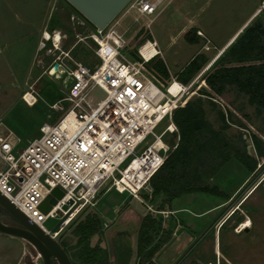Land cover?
<instances>
[{"label":"rangeland","instance_id":"374dc122","mask_svg":"<svg viewBox=\"0 0 264 264\" xmlns=\"http://www.w3.org/2000/svg\"><path fill=\"white\" fill-rule=\"evenodd\" d=\"M259 3L260 0H166L150 17V30H143L140 35L139 26L147 21L140 19L134 24L136 13L132 11L120 21L118 31L129 41L122 54L131 59L128 50L134 52L141 42L155 40L162 55L145 65L143 74L163 91L194 56L205 55L208 63L194 78L197 79L196 92L189 91L185 98L186 101L194 99L199 89H205L202 76L212 71L223 55L216 57L218 49ZM72 16L78 17L64 0H0V128L10 132L21 146L37 138L42 125L52 124L62 115L60 110L51 108V102L41 94L42 89H52L61 98L68 93L66 74L56 78L46 73L50 57L38 51L42 32L53 29L65 32L64 49H70L71 58L90 67L98 65L92 53L94 45L88 40L77 43L75 37L76 33L86 35L93 28L89 24L76 27L71 21ZM121 17L122 12L114 20ZM255 17L254 21H260L264 26V6ZM189 21L193 22L191 26L203 32V37L194 44L187 43L182 33ZM156 60L164 64L168 80H160L152 70ZM29 87L36 92L37 101L32 105L22 100ZM95 95L102 97L100 91ZM216 100L219 108L228 109L233 114L227 136L236 139L242 135L248 153L254 156L247 136L254 134L264 143L261 118L232 90ZM61 106L65 109L67 103L63 102ZM205 110L206 118L217 128L216 113L207 106ZM165 126L164 121L156 133L159 134ZM165 139L169 144L176 142L174 135ZM207 183L217 186L224 197L184 194L167 206L162 205L164 197H152L151 190H142L139 202L114 190L103 193L104 187L94 206H87L77 217L83 218L87 213L97 215L101 221V236L99 239L94 236L90 245L98 243L99 247L106 249L110 261L114 245L121 244L133 250L129 264H136L137 231L143 218L149 216L160 220L161 229L172 233L155 257L157 264H174L185 255L183 264H215L216 261L219 264H264V159L259 161L253 173L231 159ZM0 220L8 224L11 217L1 211ZM59 222L58 217L48 219L44 227L52 231ZM247 223L251 225L245 227ZM157 237L155 234L152 239ZM62 239L75 243L70 225L58 241ZM0 264L42 263L31 246L18 238L0 235Z\"/></svg>","mask_w":264,"mask_h":264},{"label":"built area","instance_id":"2783aa9c","mask_svg":"<svg viewBox=\"0 0 264 264\" xmlns=\"http://www.w3.org/2000/svg\"><path fill=\"white\" fill-rule=\"evenodd\" d=\"M165 1L130 0L122 17L102 30L75 12L78 17L72 16L71 21L76 27L89 24L93 28L75 37L77 43L88 40L94 45L92 53L98 61L94 67L71 58L70 49H64L65 32L53 29L41 34L38 51L50 57L46 73L49 77L66 74L68 93L51 105L62 112L61 117L42 125L40 135L26 145L0 128V195L57 242L84 208L94 206L104 187L103 193L114 190L141 202L140 192L151 190L150 179L175 149L176 144L171 146L165 139L178 133L172 114L189 91L196 92L197 79L187 85L172 79L161 90L143 74V67L160 56L156 42L145 40L135 49L136 58L128 59L122 51L129 41L118 31L121 19L132 11L134 24L147 21L138 33L150 30V17ZM197 36L203 37L200 32ZM97 91L102 97L95 95ZM35 95L29 87L22 100L32 105ZM164 121L166 126L157 134ZM55 189L63 196L52 205L49 200ZM45 201L46 212L41 209ZM57 217V227L47 230L44 223Z\"/></svg>","mask_w":264,"mask_h":264},{"label":"trees","instance_id":"16d2710c","mask_svg":"<svg viewBox=\"0 0 264 264\" xmlns=\"http://www.w3.org/2000/svg\"><path fill=\"white\" fill-rule=\"evenodd\" d=\"M140 34L141 31L138 35ZM197 39L194 29L184 34V40L189 44L198 42ZM131 54L136 58L134 52ZM207 63L208 59L204 55L194 56L177 74L176 80L183 85L189 84ZM153 69L160 80L169 79L161 60L154 62ZM201 79L205 89H199L196 98L185 101L173 112L172 121L178 133L174 135L176 142L170 145L176 144L175 149L149 182L151 196L164 197L162 205L169 206L174 199L184 194L199 193L223 198V193L217 186L208 185V180L231 159L249 173H253L259 161L264 159V143L256 135L247 136L254 156L248 153L242 135H238L236 139L227 136L226 130L232 124L233 114L228 109L219 108L216 100L232 90L238 97L245 99L248 106L254 108L264 124L263 24L260 21L252 22L226 49L217 61V66ZM41 92L51 104L61 99L60 94L52 89H42ZM205 106L216 113L219 123L217 128L206 118ZM238 124L242 127L241 123ZM155 223V219L145 216L139 224L136 256L141 260L145 256H152L170 237V232L161 236L154 250L144 253V248L152 244L149 233L161 229L160 223L158 227ZM70 226L72 235L76 238L75 243L71 244L66 239L59 240L58 243L69 256L71 264H108V251L99 247L98 243L90 245L94 236L98 239L101 236V221L97 215L87 213L83 218L76 217ZM117 252L120 255L118 261L127 264L130 249H118Z\"/></svg>","mask_w":264,"mask_h":264},{"label":"water","instance_id":"95a60500","mask_svg":"<svg viewBox=\"0 0 264 264\" xmlns=\"http://www.w3.org/2000/svg\"><path fill=\"white\" fill-rule=\"evenodd\" d=\"M77 14L83 17L92 27L104 29L126 6L130 0H64ZM56 70V66L52 67ZM246 136L244 135V138ZM50 204L62 198V193L55 189ZM0 208L16 223L15 226L3 223L0 220V233L20 238L29 244L39 255L42 264H71L69 256L60 244L43 233L41 229L29 222L27 218L15 209L0 195ZM41 209H49L46 201Z\"/></svg>","mask_w":264,"mask_h":264},{"label":"flooded vegetation","instance_id":"af4514ba","mask_svg":"<svg viewBox=\"0 0 264 264\" xmlns=\"http://www.w3.org/2000/svg\"><path fill=\"white\" fill-rule=\"evenodd\" d=\"M1 211H3V210L0 208V212H1ZM155 221H156V223H155V226H156V227H158L159 223H160V225H161V221H160V220L155 219ZM2 222H3V221H2ZM3 223H5V222H3ZM5 224H7V223H5ZM8 225H13V226H15L16 223H15V221L11 218L10 222L8 223ZM156 229H157V228H156ZM168 232H170V235L172 234L171 231L168 230V229H161V230H156V231H152V232H150L149 235H150V237H151L152 244H151V245H148V246H146V247L144 248V253L148 254L149 252H151V250H154V248L156 247L155 245L159 242L161 236L166 235ZM155 234H157L158 237H157L156 240H153V239H152V236H154ZM126 248H129V249H130L129 246H121V247H120L119 245H114V247H113V253H114V254H112V259H111V261L108 260V264H121V262H119L118 259H117V258L120 256V255L118 254L117 251H118V249H121V250H122V249H126ZM160 250H161V248L155 250L152 256H150V257L145 256V259H144V260H141L140 257H137V256H136V255H137V247L135 246V257H136V260H137V261H136V264H157V263L155 262V257L158 255V253L160 252ZM130 252H131V254H132L133 250L130 249ZM130 257H131V255H130ZM185 257H186V255L183 256L181 259H178L174 264H183ZM129 259H130V258H129ZM52 264H53V263H52ZM127 264H129V260H128Z\"/></svg>","mask_w":264,"mask_h":264},{"label":"crops","instance_id":"0c3cea01","mask_svg":"<svg viewBox=\"0 0 264 264\" xmlns=\"http://www.w3.org/2000/svg\"><path fill=\"white\" fill-rule=\"evenodd\" d=\"M264 6V0H260V3H259V5L257 6V7H255L252 11H251V13H250V15L248 16V18L231 34V36L229 37V38H227V40L222 44V46L218 49V51H217V55H216V57H218L219 58V56H221L225 51H226V49L237 39V37L252 23V22H254V20H255V18L257 17H255V15L260 11V9L262 8ZM193 24V22L192 21H189L188 22V25L187 26H185V28L183 29V32L182 33H186L187 32V30L190 28V29H194L195 30V33H196V35H197V32H200L202 35H203V32H202V30L200 29V28H197V27H193V26H191ZM192 27V28H191ZM189 29V30H190ZM199 36H198V39H197V41H199ZM153 41H155V40H153ZM156 42V41H155ZM156 45H157V49L160 51V56L162 55V52H161V50L159 49V46H158V43L156 42ZM205 56V55H204ZM159 57V56H158ZM157 57V58H158ZM0 235H4V234H1L0 233ZM8 236V235H7ZM10 237H12V236H10ZM14 238H16V237H14ZM18 239H20V238H18ZM20 240H22V239H20ZM23 241V240H22ZM25 244H27L25 241H23ZM27 245H29V244H27ZM30 246V245H29ZM23 255L24 256H26V254H24L23 253ZM21 257H22V255L20 256V259H21Z\"/></svg>","mask_w":264,"mask_h":264},{"label":"bare ground","instance_id":"6f19581e","mask_svg":"<svg viewBox=\"0 0 264 264\" xmlns=\"http://www.w3.org/2000/svg\"><path fill=\"white\" fill-rule=\"evenodd\" d=\"M146 48H147V46H146ZM143 51V50H142ZM144 53V52H143ZM176 90V86H173L172 88H171V91L172 92H174ZM29 98V96H26V99H28ZM251 224L250 223H247V224H245V227H248V226H250ZM244 227V228H245Z\"/></svg>","mask_w":264,"mask_h":264}]
</instances>
